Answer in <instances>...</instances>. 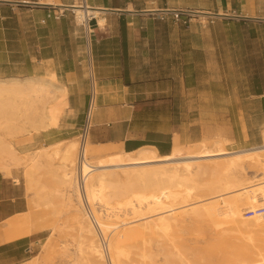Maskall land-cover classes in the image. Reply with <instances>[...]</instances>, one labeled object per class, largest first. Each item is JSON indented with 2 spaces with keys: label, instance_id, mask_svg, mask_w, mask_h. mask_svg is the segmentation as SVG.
<instances>
[{
  "label": "bare ground",
  "instance_id": "1",
  "mask_svg": "<svg viewBox=\"0 0 264 264\" xmlns=\"http://www.w3.org/2000/svg\"><path fill=\"white\" fill-rule=\"evenodd\" d=\"M59 8H67L85 27L90 55L88 20L95 18V27L102 29L105 10L78 0ZM191 12L201 20L212 14ZM89 70L96 107L101 89L91 66ZM67 93L54 73L0 77V174L11 177L12 169H21L33 204L50 207L56 202L59 212L67 214L76 244L72 249L70 242L59 247L61 264H156L153 259L159 255L162 264H264V210L255 209L264 206V129L261 144L232 151L218 137L210 145L201 142L188 150L175 135L167 154H158L153 146L105 152L95 148L88 132L81 158L79 139L73 138L19 154L14 140L58 128ZM249 167L260 176L247 177ZM189 226L213 234L217 258L197 252L196 258L188 257L173 243L174 232ZM42 230L28 218L11 224L5 237ZM158 236L171 242L174 253L161 247L152 250L151 242Z\"/></svg>",
  "mask_w": 264,
  "mask_h": 264
},
{
  "label": "rangeland",
  "instance_id": "2",
  "mask_svg": "<svg viewBox=\"0 0 264 264\" xmlns=\"http://www.w3.org/2000/svg\"><path fill=\"white\" fill-rule=\"evenodd\" d=\"M215 1L170 0L168 6L182 7V12L142 15L140 20L130 26L136 35L129 58L135 76L138 79L171 80L176 84L173 91L177 98L185 94L190 101V119H196L198 115L200 117V120L190 121L193 124L189 131L190 137L179 141L188 150H194L201 142L210 145L216 137L222 140L223 147L229 151L262 143L264 115L255 104L254 93L264 91V21L214 16H206L201 20L200 16L189 13L194 10L216 13ZM20 18L19 26L14 25L15 29L8 34L10 45H14L11 50H15L12 53L15 57L8 61L0 60V77H47L50 73H56L59 82L67 86L68 92V104L60 111L57 129L41 135L26 134L25 137L14 140L15 149L22 155L60 139L73 138L78 142L79 130L76 128H80L83 121L82 101L91 92V79L86 30L75 22L71 12L63 13V21L57 28L34 23L30 13L25 11L20 13ZM89 23L92 29L94 20ZM38 46L43 47L41 67H37L33 59L34 50ZM194 49L205 53V63L197 67L191 64ZM31 62L34 66H31ZM63 63L75 65L72 69L77 72L72 79L62 78V72L57 71ZM185 79L190 82L189 90H181L179 87ZM196 80L202 81V84L195 85ZM200 106L203 109L200 110ZM65 120L69 124H75V128L61 134V126ZM240 138H245L246 141L239 142ZM93 145L99 150L107 151L99 145ZM254 170L250 167L245 169V175L250 178L259 177V172ZM15 178L17 183L14 182ZM1 192L4 196H23L28 208L25 219L31 218L43 227L42 231L31 235L30 250L22 253L16 264H27L29 260L37 261V264H61L59 247L70 242L71 245H67L72 249L76 244L75 232L71 229L67 214L59 212L61 210L55 200L54 206L50 207L33 204L32 194L25 190L21 169H12L11 177L0 174V194ZM183 231L174 232L173 243L183 253L190 254L188 257L196 258L195 252L202 257L217 258L220 255L215 249V240L210 232L191 226ZM161 237L153 238L152 250L161 247L165 253H174V248L170 247L171 242L169 244V240ZM35 256L36 260L32 259ZM153 260L156 264L163 263L160 255ZM169 260L177 261L176 258Z\"/></svg>",
  "mask_w": 264,
  "mask_h": 264
},
{
  "label": "crops",
  "instance_id": "3",
  "mask_svg": "<svg viewBox=\"0 0 264 264\" xmlns=\"http://www.w3.org/2000/svg\"><path fill=\"white\" fill-rule=\"evenodd\" d=\"M74 1L0 0V60L8 61L14 56L12 53L15 50H11L14 45H10L8 34L15 29L14 25L19 26L21 12L30 13L34 23L57 28L61 25L62 18L50 17L44 23H40V20L45 17L47 11L55 14L60 10L59 6L68 7ZM85 1L90 7L105 10L104 27L102 29L95 27V18H91L94 20V27L88 33L90 46L88 70L91 64L94 77L101 89L89 129L91 142L93 141L92 143L103 147L108 152L132 151L143 146H153L158 154L169 153L173 145V136L176 135L179 141L189 138V130L193 125L190 121L200 120V117L198 115L196 119H190L188 111L190 101L185 94L177 98L173 91L176 84L171 80L138 79L135 76L132 61L129 58L136 35L130 26L136 20H140L142 15L182 12L183 8L168 6L170 0ZM214 7L217 12L212 14L223 12L224 15L230 16L223 18L264 21V0H216ZM150 8L165 11H146ZM65 11H68L67 8H64L63 13ZM234 16L248 19H239ZM88 25L90 27L89 22ZM193 51L191 64L197 67L205 63V53L197 49ZM34 52L33 59L37 67H41L43 47H36ZM33 64L31 62V66ZM73 67L75 65L63 63L57 71L62 72V78L72 79L77 72L72 69ZM199 84H202V81L196 80L195 85ZM179 87L181 90H189L190 82L185 79ZM254 97L255 104L264 115V91L254 93ZM87 101L88 98L82 101L84 111ZM199 109L203 107L200 106ZM74 128L75 124H69L65 120L61 126V134H66ZM79 129L76 128V130ZM240 140L239 142L246 141L245 138ZM23 199V196H4L2 192L0 194V264H16L22 253L30 250L31 235H21L11 239L5 237L11 224L25 220L28 208ZM9 251L12 252L8 253Z\"/></svg>",
  "mask_w": 264,
  "mask_h": 264
},
{
  "label": "built area",
  "instance_id": "4",
  "mask_svg": "<svg viewBox=\"0 0 264 264\" xmlns=\"http://www.w3.org/2000/svg\"><path fill=\"white\" fill-rule=\"evenodd\" d=\"M78 1H81V2L84 1V4L86 5L85 0H78ZM80 4H82V3H80ZM62 16H63V12H61L60 10H58L55 14H52L50 11H47L45 14V17L40 20V23H44L45 20L50 18V17H52L54 19H59ZM90 20L91 19H89L88 22ZM94 103H95V101H94V98L92 96V91H91L89 93V96H88V101H87L86 109L84 111L83 121H82L81 127L79 129V134L77 136L79 138V143H80V149H79V154H78L79 158H81L83 156V144H84L86 136L89 132L90 125L92 123L93 113L95 110ZM80 182H81V177H80ZM255 209H256V211L261 212L264 210V206H258Z\"/></svg>",
  "mask_w": 264,
  "mask_h": 264
},
{
  "label": "water",
  "instance_id": "5",
  "mask_svg": "<svg viewBox=\"0 0 264 264\" xmlns=\"http://www.w3.org/2000/svg\"><path fill=\"white\" fill-rule=\"evenodd\" d=\"M189 13H193V14H196L194 12H189ZM207 16H214V17H230V16H227V15H218V14H207ZM235 18H239V19H248L246 17H240V16H234Z\"/></svg>",
  "mask_w": 264,
  "mask_h": 264
}]
</instances>
